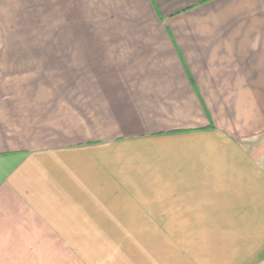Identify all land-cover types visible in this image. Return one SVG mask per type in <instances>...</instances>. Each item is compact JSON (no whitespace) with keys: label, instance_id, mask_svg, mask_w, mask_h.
<instances>
[{"label":"crops","instance_id":"1","mask_svg":"<svg viewBox=\"0 0 264 264\" xmlns=\"http://www.w3.org/2000/svg\"><path fill=\"white\" fill-rule=\"evenodd\" d=\"M24 1L71 23L0 45V257L264 264V0Z\"/></svg>","mask_w":264,"mask_h":264},{"label":"rangeland","instance_id":"2","mask_svg":"<svg viewBox=\"0 0 264 264\" xmlns=\"http://www.w3.org/2000/svg\"><path fill=\"white\" fill-rule=\"evenodd\" d=\"M47 12L40 16L38 10H33L24 0H0V45L2 42L55 40L56 26L70 24L71 21L60 15H46ZM80 14L78 23H88L85 10L80 9ZM85 243L79 242L80 246ZM22 259L0 257V264H18Z\"/></svg>","mask_w":264,"mask_h":264}]
</instances>
